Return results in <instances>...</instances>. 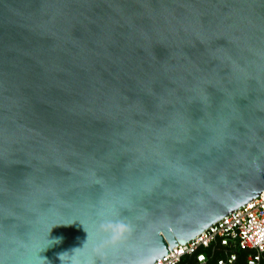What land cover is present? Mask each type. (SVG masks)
<instances>
[{"label": "water", "instance_id": "water-1", "mask_svg": "<svg viewBox=\"0 0 264 264\" xmlns=\"http://www.w3.org/2000/svg\"><path fill=\"white\" fill-rule=\"evenodd\" d=\"M262 191L264 0H0V264H152Z\"/></svg>", "mask_w": 264, "mask_h": 264}, {"label": "built area", "instance_id": "built-area-1", "mask_svg": "<svg viewBox=\"0 0 264 264\" xmlns=\"http://www.w3.org/2000/svg\"><path fill=\"white\" fill-rule=\"evenodd\" d=\"M171 248L152 264H264V191Z\"/></svg>", "mask_w": 264, "mask_h": 264}, {"label": "clouds", "instance_id": "clouds-1", "mask_svg": "<svg viewBox=\"0 0 264 264\" xmlns=\"http://www.w3.org/2000/svg\"><path fill=\"white\" fill-rule=\"evenodd\" d=\"M100 216L103 217V213H100ZM130 230H131L130 226L124 223L122 220H110V219L101 218L100 222L97 225V233L99 234V239L95 245V251L99 252L108 245L118 244L119 242L123 241L126 238V234ZM89 235L90 234L87 233V239L83 243V246L87 242ZM50 241H51L50 245L58 244L62 241V237H57ZM82 247L71 250V253L76 252ZM68 253L69 252H63L58 254V258L60 259L61 262L63 261L64 256Z\"/></svg>", "mask_w": 264, "mask_h": 264}, {"label": "trees", "instance_id": "trees-1", "mask_svg": "<svg viewBox=\"0 0 264 264\" xmlns=\"http://www.w3.org/2000/svg\"><path fill=\"white\" fill-rule=\"evenodd\" d=\"M178 264H201L198 261H196L195 258H184L182 261H180ZM205 264H214L213 261L206 262Z\"/></svg>", "mask_w": 264, "mask_h": 264}]
</instances>
